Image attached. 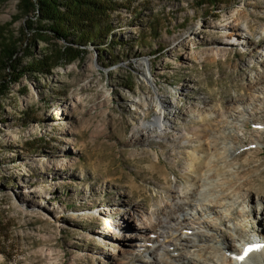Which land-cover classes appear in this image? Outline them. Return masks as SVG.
Wrapping results in <instances>:
<instances>
[{
  "label": "rangeland",
  "instance_id": "obj_1",
  "mask_svg": "<svg viewBox=\"0 0 264 264\" xmlns=\"http://www.w3.org/2000/svg\"><path fill=\"white\" fill-rule=\"evenodd\" d=\"M220 1L116 0L115 44L9 83L0 95V264H144L152 244L116 223L133 208L147 218L182 201L176 188L192 183L210 194L244 188L230 205L236 237L230 218L192 215L219 223L226 258L243 249L264 264V0ZM18 2L0 4V43L20 45L22 66L47 61L55 46L18 38Z\"/></svg>",
  "mask_w": 264,
  "mask_h": 264
},
{
  "label": "bare ground",
  "instance_id": "obj_2",
  "mask_svg": "<svg viewBox=\"0 0 264 264\" xmlns=\"http://www.w3.org/2000/svg\"><path fill=\"white\" fill-rule=\"evenodd\" d=\"M236 35L241 36L243 34ZM155 120L159 122L163 128L166 126L165 122L161 118L158 117ZM149 136H152V134H149ZM190 167H193L191 163ZM190 167L187 168V170H190ZM209 176L210 174L208 175V179ZM197 179H199V177ZM223 185H219L215 189L218 192L217 194H210L211 192L210 190H208V188H205L206 186L202 187L195 183L188 185L187 190H185L186 192H183L181 189L176 188L178 197L183 198L182 201L173 203V205L166 204L159 213L156 211L151 212L149 214V217L147 218H139L136 209L133 208L126 212V214H124L125 217L118 223H116L115 228L120 230V232L124 231L127 227L132 228L133 233L131 237H135L136 239H138L142 245L141 247H145L146 244H152L153 250L151 251L150 256H148V259L143 260L144 264H175L176 261H183V264H199V261H203V264H216V260L220 259L229 264H261V257H258V254L256 252H249L247 254L248 257H246L243 255V249H237L235 251H232L231 253L234 256L240 255L241 257H239L238 260H229L228 258H226L224 255L225 251L230 250L226 247L222 248V246H219L216 242L217 238L222 240L223 242H226V237L224 240L221 236V228L219 223L215 219L210 220L208 218L204 220V218L202 219L200 215L199 217L196 216V214L192 215L196 211H198L199 208H204L205 210L203 211H210V213H214L215 215H217V219L219 222L222 221V218L224 216L230 218V214L234 212L231 206L234 205V201L238 202L240 191L244 190V188L240 186V189L234 191L233 189L235 187L233 185L228 186L229 188L227 189L225 188V185ZM219 193L220 195H218ZM172 206L174 210L172 213L170 212L171 214H167L164 212L165 208H172ZM210 207L221 208L220 210L223 209L224 211H216ZM226 207H228V209ZM227 212L229 215H227ZM237 214L238 216L245 217V214L241 212ZM202 215L203 214L201 213V216ZM231 221L232 218L228 220V224ZM257 221V223H259V220ZM247 223L252 224L250 220H248ZM253 224H255V222H253ZM253 224L251 225L252 228H254ZM206 226L208 227V231L205 233L204 229H206ZM227 227L230 231L233 232V234L231 235H233L234 237L240 234L243 230L242 227L236 223H234L233 228L230 224ZM186 229L191 230V232L189 233ZM177 231H182V234L179 233L176 235L175 232ZM192 232L193 236H189ZM211 232L214 234H212ZM231 235L227 236L231 239ZM210 242H212L213 244H209ZM236 245L237 244L234 243L233 246L236 247ZM177 247L182 251L186 250L187 248L194 247H197L199 249L197 254L194 253L195 250L185 251V253L183 254L185 255V257H182V254L177 255V257L179 258L164 256L166 253L176 252V250L174 249ZM218 251L224 252L221 255V253H219Z\"/></svg>",
  "mask_w": 264,
  "mask_h": 264
},
{
  "label": "trees",
  "instance_id": "obj_3",
  "mask_svg": "<svg viewBox=\"0 0 264 264\" xmlns=\"http://www.w3.org/2000/svg\"><path fill=\"white\" fill-rule=\"evenodd\" d=\"M10 0H0L5 4ZM116 0H19L18 9L22 14L21 35L23 43L35 47L36 42L45 46H55L47 61L32 62L22 66L18 59L21 49L11 43H0V95H5L11 81L20 80L23 74L49 72L56 66H66L79 60L88 52V47L98 48L108 42L107 36L114 31L111 17L116 10ZM216 5L220 0H207ZM113 36V35H112ZM115 38V37H114ZM142 44V38L140 39ZM115 47L112 57L116 60ZM28 56L33 51L26 48ZM104 52V50H101ZM49 60V61H48ZM22 67V68H21ZM21 68V69H19Z\"/></svg>",
  "mask_w": 264,
  "mask_h": 264
}]
</instances>
